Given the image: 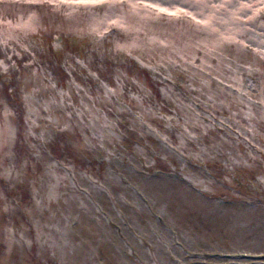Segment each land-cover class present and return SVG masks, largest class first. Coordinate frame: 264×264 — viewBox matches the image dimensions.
I'll list each match as a JSON object with an SVG mask.
<instances>
[{"label": "rangeland", "instance_id": "374dc122", "mask_svg": "<svg viewBox=\"0 0 264 264\" xmlns=\"http://www.w3.org/2000/svg\"><path fill=\"white\" fill-rule=\"evenodd\" d=\"M91 12L0 0V264H264L235 255L264 253L246 16L152 14L161 34Z\"/></svg>", "mask_w": 264, "mask_h": 264}, {"label": "bare ground", "instance_id": "6f19581e", "mask_svg": "<svg viewBox=\"0 0 264 264\" xmlns=\"http://www.w3.org/2000/svg\"><path fill=\"white\" fill-rule=\"evenodd\" d=\"M43 3L50 5L52 9L70 10V14H74L81 9H89L92 11L90 14L96 12V15H92L86 20V24L92 23L96 26L105 27L111 23L124 29L125 25L130 27L137 21L135 24H142L147 30H156L161 34L165 31V24L156 21L152 25L147 22L152 14L158 17H165V15L181 16L179 14L181 10L185 13L183 16L187 17L191 23L205 25L209 13L214 12V24L221 19L223 22L232 24L228 30L235 24V21L241 23V17L246 16L247 20L244 22L245 25H243L240 33L249 42L264 47L262 36L264 35V21L259 20L264 14L251 17L255 8L259 6L264 8V0H43ZM183 9L186 11H183ZM118 12H121L122 15H117ZM133 13L137 14L138 17H135ZM234 16L240 20L235 19ZM57 19L54 20L58 21ZM34 20L39 25H43L41 15L38 16V12L36 17L31 16L30 22L33 23ZM68 21L69 26L86 25L73 23L71 19ZM109 36L106 35L104 39ZM259 36H261V39ZM159 37L161 38V36Z\"/></svg>", "mask_w": 264, "mask_h": 264}]
</instances>
